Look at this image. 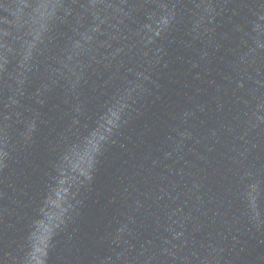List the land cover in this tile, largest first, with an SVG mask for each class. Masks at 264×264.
Masks as SVG:
<instances>
[{"label":"water","instance_id":"obj_1","mask_svg":"<svg viewBox=\"0 0 264 264\" xmlns=\"http://www.w3.org/2000/svg\"><path fill=\"white\" fill-rule=\"evenodd\" d=\"M0 264H37L29 182L25 0H0Z\"/></svg>","mask_w":264,"mask_h":264}]
</instances>
